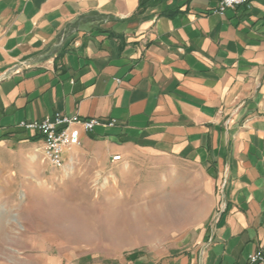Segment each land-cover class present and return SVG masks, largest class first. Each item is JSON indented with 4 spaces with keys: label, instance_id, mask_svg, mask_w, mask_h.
<instances>
[{
    "label": "crops",
    "instance_id": "1",
    "mask_svg": "<svg viewBox=\"0 0 264 264\" xmlns=\"http://www.w3.org/2000/svg\"><path fill=\"white\" fill-rule=\"evenodd\" d=\"M219 1L0 0V208L20 165L49 166L20 123L115 119L64 165L156 157L196 201L179 237L111 264H248L264 243V0Z\"/></svg>",
    "mask_w": 264,
    "mask_h": 264
},
{
    "label": "rangeland",
    "instance_id": "2",
    "mask_svg": "<svg viewBox=\"0 0 264 264\" xmlns=\"http://www.w3.org/2000/svg\"><path fill=\"white\" fill-rule=\"evenodd\" d=\"M157 160L99 167L73 155L62 169L20 165L4 183L0 264H111L165 247L193 222L196 199L183 195L186 184L161 182Z\"/></svg>",
    "mask_w": 264,
    "mask_h": 264
},
{
    "label": "built area",
    "instance_id": "3",
    "mask_svg": "<svg viewBox=\"0 0 264 264\" xmlns=\"http://www.w3.org/2000/svg\"><path fill=\"white\" fill-rule=\"evenodd\" d=\"M251 0H220L217 6L219 13L226 8L246 4ZM115 119L83 118L78 115H64L55 112L42 120L20 123V126L41 136L43 157L54 169H62L65 164L63 152L80 143L82 131H90L95 127H112ZM120 155H113L111 161H119ZM216 217V216H215ZM248 264H264V243L247 259Z\"/></svg>",
    "mask_w": 264,
    "mask_h": 264
},
{
    "label": "bare ground",
    "instance_id": "4",
    "mask_svg": "<svg viewBox=\"0 0 264 264\" xmlns=\"http://www.w3.org/2000/svg\"><path fill=\"white\" fill-rule=\"evenodd\" d=\"M156 217V216H155ZM136 222H138L139 220H136V218L134 219ZM141 222V221H140ZM133 225V224H132ZM136 229H139V226H135ZM142 228V227H141ZM123 230V229H122ZM141 230V229H139Z\"/></svg>",
    "mask_w": 264,
    "mask_h": 264
}]
</instances>
